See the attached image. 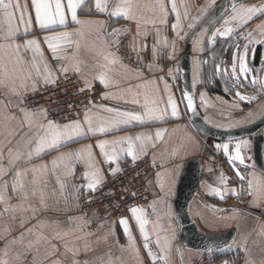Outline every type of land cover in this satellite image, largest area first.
<instances>
[{"label": "crops", "instance_id": "crops-1", "mask_svg": "<svg viewBox=\"0 0 264 264\" xmlns=\"http://www.w3.org/2000/svg\"><path fill=\"white\" fill-rule=\"evenodd\" d=\"M222 1L101 0L105 9L102 12L96 7V0H82L76 10L80 23H75L68 0H61L65 24L49 25L42 30L35 19L32 0H13L20 5L19 10L13 9L18 34L8 40L0 39L3 45L0 47V195L4 197L0 200V261L6 264H264V172L255 165L253 140L207 138L216 155L204 145L202 138L206 136L196 133L179 91L180 58L189 38ZM49 2L54 13L55 0ZM254 5H264V0H251L236 9ZM21 12L25 22L31 19L27 33L25 23L20 22ZM116 12L119 14L113 15ZM233 15L232 10L216 28L223 31L231 27L233 31L221 36L215 30L205 69L202 65L205 32L197 35L192 51L200 108L209 123L224 130L247 126L264 114V43L261 42L264 35L257 27L264 22V15L258 14L243 25L239 20H230L225 25V20ZM177 22L179 27L174 30ZM3 27L6 32L7 25ZM62 33L71 35L50 41L60 46L54 54L45 37ZM240 39L243 49H232V41ZM27 40L38 41L42 51V56L35 55V62L32 50L24 47ZM218 44L226 45L212 56ZM15 45L21 47L17 50ZM54 55L66 58L54 59ZM225 55L229 58L225 59ZM241 58L246 74L240 72ZM57 60L62 63L56 65ZM45 66L52 74L48 83H45ZM62 68L68 71L62 72ZM64 73H74L87 87L99 88L102 99L84 109L76 119L56 123L48 120L46 111L29 109L23 98L39 84L53 83ZM101 74L107 86L100 83ZM241 96L245 99H240ZM169 97L177 104L175 117L171 114ZM110 108L131 111L143 119L120 124L119 130L87 132L85 114L96 129L116 118L114 112L106 111ZM21 109L29 113L28 119ZM149 110L153 111L152 117ZM160 114L163 119H156ZM76 121L85 129V137H74L58 149L46 148L36 154L49 122L64 126ZM128 137L132 138L135 159L127 151ZM102 141L108 142L105 152H115L114 160L109 162L97 147ZM238 143L243 163L232 159ZM69 153L73 155L67 156ZM145 155L161 170L148 178L152 193L149 207H133L140 210L137 215L145 221L143 233L131 211L124 217L128 234L120 223L122 218L108 223L81 211L85 197L126 163ZM196 157H201L204 174L190 212L205 233L238 229L231 248L224 254L196 252L179 244L181 227L175 208L178 184L186 162ZM93 172L99 183L95 190H90L86 185L91 182ZM253 173L260 178L258 199L249 194L248 182L253 179Z\"/></svg>", "mask_w": 264, "mask_h": 264}, {"label": "snow or ice", "instance_id": "snow-or-ice-1", "mask_svg": "<svg viewBox=\"0 0 264 264\" xmlns=\"http://www.w3.org/2000/svg\"><path fill=\"white\" fill-rule=\"evenodd\" d=\"M214 2V0H213ZM80 3H82V0H68V8L71 11V18L72 21L75 23H80V21L77 20L76 18V10L79 7ZM32 4L34 6L35 10V19L37 23L39 24V27L43 30L48 28L49 25H54L59 23L60 25L65 24V14L62 10V5H61V0H55V12L53 13V5L49 0H32ZM96 7L100 11H104V7H102L101 0H96ZM20 9L19 3H13V0H0V33H3L2 36H0V39L8 40L10 38L15 37L18 34V28L15 26V12L13 9ZM160 9L163 12L164 11V5L161 3L160 4ZM172 10L175 11L176 7L175 4L173 3L172 5ZM233 13L234 15L230 17L229 20H225V25L229 24L230 20H239L241 22V25L250 22L251 20L255 19L257 15H264V5H259V6H250L247 8H243L240 11H237L235 4H233ZM203 11V10H202ZM119 12L113 13V15H118ZM124 15H128V11L124 12ZM178 15V14H177ZM58 17V20H57ZM20 22L25 23V33H27V27L31 24V19L27 22L24 20V14L21 12L20 15ZM4 25H7V31L4 32ZM179 27V23L173 25V29H177ZM189 27H192V25H189ZM258 29L261 30V34L264 35V22H262L260 25L257 26ZM233 29L231 27H226L222 30L216 29V33H218L221 36H227L229 33H231ZM70 33H62L60 36H53V37H45V41L48 42V48L50 49L51 52L54 54L57 52L58 48L60 47L59 45H55L51 43L50 41L52 40H58L61 38H68L70 37ZM179 35V33H177ZM248 36H251V33L248 34ZM167 43V41H165ZM264 43V41H261ZM12 46V45H10ZM0 47H3V45H0ZM21 46L20 45H15V48L18 50ZM24 47L30 48L34 54V62H35V55L39 54L42 56V51L40 49L39 43L36 40H27L25 41ZM247 45L245 46V52H247ZM54 59H65L66 57H59V56H53ZM114 62V61H112ZM78 70V69H77ZM62 72H67V68H62ZM236 68L235 65L233 66V73H235ZM45 72L47 75L45 76V83L49 82V79L51 78V70L45 66ZM240 72L241 73H247V69L243 63V58H241V64H240ZM37 74H39V69H37ZM99 81L100 83L104 84L107 86L105 76L101 74L99 76ZM2 83V81H0ZM255 83V81H254ZM167 87V85H166ZM239 95V93H237ZM185 99L187 101L186 107L189 110L195 111L194 104H193V97L191 95H186ZM240 99H245V97L241 96ZM168 103L171 105V110H172V116L175 117L177 116V104L169 97ZM25 113V118H29V113L21 109ZM106 111L109 112H114L116 114V118L107 121L98 128L94 129L92 127V121L89 118L88 114H85L84 117V122L87 124V132L94 133L95 132H100V133H106L110 130H119V125L120 124H127L130 121H142V116L139 114H136L131 111H119L117 109H106ZM149 117L153 116V111L149 110L148 112ZM156 119H163V114H160L155 117ZM160 133L157 132V136H159ZM86 132L85 129L81 126V123L79 121L64 125V126H59L55 125L52 122H49L47 130L44 132V135L40 137L39 142L37 144V147L35 149L36 154L39 155L40 153L44 152L46 148L48 149H58L60 146L65 144L67 141L73 140L74 137H85ZM50 137V138H49ZM137 140H141V143L143 144V140L140 136L136 137ZM108 143L106 141L100 142L97 147L101 150V153L106 157V159L110 162L116 158L115 152L113 154H109L104 151L105 144ZM113 143H116L115 141ZM127 143H128V154L132 156L133 159H135V154L133 152V143H132V138L128 137L127 138ZM244 144H247V142H243ZM219 147V146H217ZM225 149H227V145L224 146ZM241 147V144H237V152L232 159L234 160H239L240 163H243V157L240 155L239 149ZM88 152L89 156H91V146L88 147ZM31 155V153L29 154ZM67 156H71L73 154L69 153L66 154ZM77 158H79V154H77ZM19 175V174H18ZM253 179L249 180V194L254 196V199L259 198V188H260V178L256 177L255 173L252 174ZM86 178L87 174H86ZM243 179V177H240ZM99 183V179L96 176V173L93 172L91 175V182H89L86 187L90 190H95L96 185ZM15 184L13 185V188L15 190ZM218 191V190H217ZM3 195H0V200H3ZM132 212L133 216L135 217L137 223L140 226V230L143 233L144 232V223L145 221L142 219L141 216L137 215V212L140 211L139 209L133 208L130 209ZM121 225L124 226L126 234H128L129 229H128V224H127V219L122 218L120 221ZM145 240H147V236L145 235ZM129 239L131 240V237L129 236ZM159 243V241H157ZM145 247L147 248V244H145ZM149 255L151 256L152 253L149 251ZM0 264H6V261H0Z\"/></svg>", "mask_w": 264, "mask_h": 264}, {"label": "built area", "instance_id": "built-area-1", "mask_svg": "<svg viewBox=\"0 0 264 264\" xmlns=\"http://www.w3.org/2000/svg\"><path fill=\"white\" fill-rule=\"evenodd\" d=\"M243 47L244 44L237 41L235 50L241 51ZM228 58L229 55H225V59ZM61 63V60L55 61L56 65ZM178 81L179 91H181V77ZM101 94L99 88L87 87L76 74L64 73L53 83L39 84L37 89L27 93L23 100L31 110L46 111L48 120L65 123L76 119L84 109L100 103ZM196 133L199 134L197 130ZM202 141L209 150L215 153L206 138L203 137ZM159 170L161 167L155 166L149 155L126 163L118 173L110 176L83 199L81 211L95 215L102 221L114 223L126 217L130 209L135 206L149 207L152 193L148 178L151 173Z\"/></svg>", "mask_w": 264, "mask_h": 264}, {"label": "water", "instance_id": "water-1", "mask_svg": "<svg viewBox=\"0 0 264 264\" xmlns=\"http://www.w3.org/2000/svg\"><path fill=\"white\" fill-rule=\"evenodd\" d=\"M249 0H223L214 10L213 14L208 18L211 23L205 47L202 56V65L205 69L206 55L209 50L210 42L213 34L221 23L228 10L233 9V4L237 7L243 2ZM199 28L194 32L186 45L185 52L180 58V74L182 84V95L185 105L187 101L186 95L193 97L195 111L188 110L191 118V124L207 138L222 141H237L244 138H252L253 140V159L256 167L264 172V114L255 122L236 129L224 130L213 126L204 116L196 94L194 82V66H193V44L197 35L201 32ZM204 174V167L201 157L188 160L181 173L177 196L175 200V208L180 218V240L179 244H183L187 249L203 253H221L231 248L233 241L238 233V229L233 227L228 231L208 234L203 232L193 219L190 207L194 201L201 185Z\"/></svg>", "mask_w": 264, "mask_h": 264}, {"label": "rangeland", "instance_id": "rangeland-1", "mask_svg": "<svg viewBox=\"0 0 264 264\" xmlns=\"http://www.w3.org/2000/svg\"><path fill=\"white\" fill-rule=\"evenodd\" d=\"M231 2H233V1H235V0H230ZM249 1H251V0H249ZM221 3V2H220ZM219 3V4H220ZM248 3V1H246V2H243V3H241L240 5H238L237 7H239V6H241V5H243V4H247ZM218 4V5H219ZM236 7V8H237ZM232 10H228V13L227 14H229L230 12H231ZM226 14V15H227ZM225 15V16H226ZM210 16H208V18H209ZM208 18H207V20H205L201 25H200V27L202 28V30H201V34L202 35H205V33H206V39H207V35H208V32H209V29H210V26H211V23L210 22H208ZM205 32V33H204ZM198 37V36H197ZM232 41V40H231ZM237 41H241L242 42V44H243V41L240 39V40H237ZM237 41L235 42V40H234V42L232 41V49L234 48L235 49V45H236V43H237ZM195 42H196V40H195ZM195 42H194V44H195ZM224 45H226V44H218V46H217V49L216 50H214V53H212V56H216V54H217V52H219L220 51V49H222V47L224 46ZM224 49V48H223ZM193 55V54H192ZM242 183L240 182V185H241Z\"/></svg>", "mask_w": 264, "mask_h": 264}, {"label": "trees", "instance_id": "trees-1", "mask_svg": "<svg viewBox=\"0 0 264 264\" xmlns=\"http://www.w3.org/2000/svg\"><path fill=\"white\" fill-rule=\"evenodd\" d=\"M225 252H227V251L221 252V254H224Z\"/></svg>", "mask_w": 264, "mask_h": 264}]
</instances>
